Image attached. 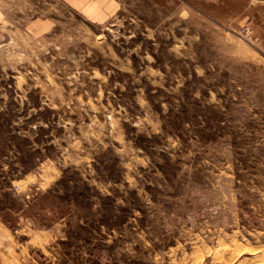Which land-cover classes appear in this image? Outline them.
Segmentation results:
<instances>
[{"label": "rangeland", "instance_id": "rangeland-1", "mask_svg": "<svg viewBox=\"0 0 264 264\" xmlns=\"http://www.w3.org/2000/svg\"><path fill=\"white\" fill-rule=\"evenodd\" d=\"M109 1L9 0L0 264L264 263V0Z\"/></svg>", "mask_w": 264, "mask_h": 264}, {"label": "crops", "instance_id": "crops-1", "mask_svg": "<svg viewBox=\"0 0 264 264\" xmlns=\"http://www.w3.org/2000/svg\"><path fill=\"white\" fill-rule=\"evenodd\" d=\"M86 21L103 25L114 11L109 0H57ZM9 0H0V23L10 12Z\"/></svg>", "mask_w": 264, "mask_h": 264}, {"label": "bare ground", "instance_id": "bare-ground-1", "mask_svg": "<svg viewBox=\"0 0 264 264\" xmlns=\"http://www.w3.org/2000/svg\"><path fill=\"white\" fill-rule=\"evenodd\" d=\"M237 247V246H236ZM220 250V249H219ZM222 251V250H221ZM252 260V259H251ZM256 264H264V263H262V262H257Z\"/></svg>", "mask_w": 264, "mask_h": 264}]
</instances>
